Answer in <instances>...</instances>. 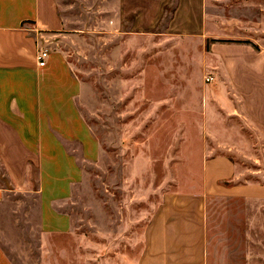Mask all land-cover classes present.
I'll return each mask as SVG.
<instances>
[{
	"label": "rangeland",
	"instance_id": "1",
	"mask_svg": "<svg viewBox=\"0 0 264 264\" xmlns=\"http://www.w3.org/2000/svg\"><path fill=\"white\" fill-rule=\"evenodd\" d=\"M57 1L96 143L88 158L74 160L76 174L59 176L66 184L51 208L54 231L44 228L47 191L14 199L23 214L12 212L13 223L0 230L14 264H138L150 220L165 197L189 193L200 180L206 150L230 156L239 183L264 184V135L236 116L224 122L236 142L222 133L216 143L203 101L214 42L264 50V0H204L202 38L161 29L134 36L115 24L116 0ZM208 210L209 264H264V201L216 193Z\"/></svg>",
	"mask_w": 264,
	"mask_h": 264
},
{
	"label": "crops",
	"instance_id": "2",
	"mask_svg": "<svg viewBox=\"0 0 264 264\" xmlns=\"http://www.w3.org/2000/svg\"><path fill=\"white\" fill-rule=\"evenodd\" d=\"M113 10L115 24L128 26L134 36L160 29L174 37L206 33L204 0H116ZM68 24L57 0H0V230L2 223H13L12 212L23 214L22 204L13 209L14 199L47 191L44 228L54 231L51 208L55 212L67 175L77 173L74 160L88 158L96 143L80 108L84 84L70 60ZM210 55L214 70L205 83L213 80L205 84L203 101L210 111L211 139L220 144L224 133L236 142L224 123L236 116L254 134L264 135V50L214 42ZM201 166L200 180L189 193L165 197L156 210L138 264H209L208 207L214 195L264 201V184L239 183L230 156H210L206 150ZM59 176H65L63 184ZM0 264H14L1 243Z\"/></svg>",
	"mask_w": 264,
	"mask_h": 264
},
{
	"label": "built area",
	"instance_id": "3",
	"mask_svg": "<svg viewBox=\"0 0 264 264\" xmlns=\"http://www.w3.org/2000/svg\"><path fill=\"white\" fill-rule=\"evenodd\" d=\"M47 56H48V53H47L46 51L40 53V58H39V65H40V66L43 67V66L46 65L45 60H46ZM211 80H213V79L210 78V79H208L207 81L210 82Z\"/></svg>",
	"mask_w": 264,
	"mask_h": 264
}]
</instances>
